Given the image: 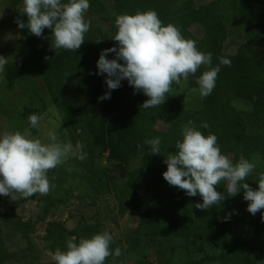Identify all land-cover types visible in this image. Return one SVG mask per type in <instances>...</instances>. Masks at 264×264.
<instances>
[{
    "label": "trees",
    "instance_id": "trees-1",
    "mask_svg": "<svg viewBox=\"0 0 264 264\" xmlns=\"http://www.w3.org/2000/svg\"><path fill=\"white\" fill-rule=\"evenodd\" d=\"M223 1L197 5V0H180L178 7L164 8L158 0H110L109 3L107 0H89L85 19L91 26L84 44L76 52L61 49L55 54L51 47V29H44L41 37L27 31L23 46L30 51L61 115L64 136L74 147L77 141L82 142L83 151L87 153L83 161L72 159L71 171L60 168L48 175L55 187L40 199L46 202L41 219L55 206L53 195L62 190L70 176L79 179L97 198L115 194L122 213L129 208L144 213L139 227L126 238L129 251L140 252L141 242L150 243L175 234L186 242H196L198 251L205 254L203 261L259 264L263 253L264 220L261 216L264 209L255 216L249 213V202L243 199V189L235 197L225 199L220 206L201 210L195 208V204L202 203L199 194L187 196L184 190L170 186L162 175L167 170L165 156L175 152L176 141L182 140L181 126L189 120L205 136L209 133L217 136L222 154L242 155L248 160L258 153L264 157V135L252 125L264 118V0H239L245 8V42L234 54L224 51L229 31L219 11ZM20 3L22 0H13V7ZM147 10H155L164 25H176L185 38L196 41L198 50L212 53V67L219 64L221 57L231 60L230 67L220 65L214 90L209 96L201 97L198 108H184L174 94L168 93L163 105L144 109L140 106L148 97L141 92L130 98L127 80L121 81L120 88L111 90L110 99H99L109 90L106 74H96L97 61L102 50L117 46L112 39L117 31L116 16ZM17 19L27 23V16L19 12ZM105 25H108V31H105ZM194 25L203 29L201 37L192 32ZM108 58L114 59L115 53H109ZM205 70L207 66H201L187 82L197 84ZM18 71V65L7 69L6 79L11 86ZM234 99L251 106L249 117L234 106ZM107 105L111 111L104 110ZM25 112L35 114L30 109ZM205 121L209 124L207 129L200 127ZM158 122L167 123V129H156ZM262 126L264 129V123ZM154 137H160L162 141L159 155H150V146L143 144L145 139ZM103 158L109 168L126 166L129 169L122 188L111 186L110 171L103 166ZM258 177V173H251L245 182L257 189ZM217 191L227 195L224 182L217 186ZM36 198L37 194L27 199ZM228 214H231L230 219L225 220ZM34 226L30 222H17L12 225V231L26 235L34 230ZM240 229L248 237L252 234L253 241L242 243V234L237 233ZM96 233L92 228L76 232L60 223H51L45 241L51 252L57 248L64 251L67 239L74 237L78 241ZM4 249L5 236L0 231V264L5 262ZM208 250L213 254L209 255ZM105 264H117L114 255L109 256ZM137 264L149 262L139 258Z\"/></svg>",
    "mask_w": 264,
    "mask_h": 264
},
{
    "label": "clouds",
    "instance_id": "clouds-1",
    "mask_svg": "<svg viewBox=\"0 0 264 264\" xmlns=\"http://www.w3.org/2000/svg\"><path fill=\"white\" fill-rule=\"evenodd\" d=\"M89 8V0H67L66 3L22 0L19 13L27 16V23L19 19L16 23L18 28H27L37 37L42 36L44 29H51V47L55 54L61 49L76 52L90 30V21L85 19ZM115 26L117 31L112 39L117 46L102 50L97 61L96 74H106L109 90L99 98L101 100L110 99L111 90L120 88L121 81L127 80L135 93L142 92L148 97L140 107H160L173 91V85L187 82L201 66H207V70L197 80L198 91L201 97H207L215 88L220 65L231 66L230 59L221 57L219 64L212 67L213 54L198 50L196 41L185 38L176 25H164L155 10L119 14ZM109 53H115V58L109 59ZM7 63L6 57L0 56V80L4 79L2 74ZM28 120L32 128H38L40 116L31 114ZM200 127L207 129L209 124L205 121ZM181 135L175 152L164 155L167 170L162 175L170 186L184 190L189 197L199 194L202 203L195 204V208L201 210L220 206L242 189L243 199L249 202V213L255 216L264 209V172L259 174L257 189L245 182L256 168L254 162L241 155L234 163L228 155L222 154L217 136L212 133L205 136L191 120L181 126ZM47 138L50 143L19 131L0 134V196L15 201L35 194L48 195L55 187L48 178L50 170L63 164L70 155L80 161L87 158L82 142L77 141L74 147L71 142L59 140L55 131L47 132ZM161 143L160 137L143 141L150 146V155L161 153ZM137 147L142 148V145ZM222 182L227 195L217 191ZM230 215L224 219H230ZM261 219L264 220V213ZM112 242L113 236L108 231L90 238L81 237L78 241L69 238L66 250L57 248L51 259L54 264H105L109 256L122 255L119 247L112 252Z\"/></svg>",
    "mask_w": 264,
    "mask_h": 264
},
{
    "label": "rangeland",
    "instance_id": "rangeland-1",
    "mask_svg": "<svg viewBox=\"0 0 264 264\" xmlns=\"http://www.w3.org/2000/svg\"><path fill=\"white\" fill-rule=\"evenodd\" d=\"M211 1L213 0H197V5ZM107 2L109 3L110 0ZM158 2L164 8H176L180 5V0H158ZM20 6L22 3L16 8L13 7V0H0V56H5L8 61L2 74L4 79L0 80V134L4 131H19L30 138L35 137L41 139L43 143H50L47 132L55 131L59 140L68 143L64 136L61 115L49 96L30 51L23 46L28 29H20L17 26L16 20ZM219 11L229 31L224 51L234 54L240 44L245 42L243 28L245 8L239 0H224ZM104 29L108 31V25H105ZM191 30L199 37L203 35V29L197 25H194ZM11 65L19 67L18 77L12 86L6 79L7 69ZM198 87L194 82L182 81L180 85L174 84L173 91L170 93L177 97L184 108L195 109L198 108L201 99ZM130 89V98H132L137 93L134 92L133 87L130 86ZM233 104L249 117L251 106L248 103L234 99ZM26 109L35 111V114L40 116L38 128L31 127L28 120L31 114L26 113ZM104 110L111 111V108L107 105ZM112 115H115L114 111ZM263 123L264 118L256 123L252 122L255 129L262 135H264ZM167 126L168 124L164 122H158L155 125L159 130H166ZM74 157L70 155L63 164L50 170L48 175L56 173L60 168L71 169V161ZM229 158L235 163L240 156L234 155ZM249 161L256 164L252 173L264 172V157L261 153L255 154ZM102 164L110 171L111 186L117 185L122 188L129 169L126 166L122 169L109 168L106 158L102 159ZM43 196L37 194L34 200L18 198L15 201H12L10 197L0 196V231L5 236L4 264H54L51 259L54 252L47 248L45 241L47 229L51 223H60L76 232H82L86 228H92L97 233L108 231L113 236V242L110 245L112 252L114 253L119 247L122 253L119 257L114 256L117 264H137L139 258H143L149 264H218L210 263L208 260L203 261L205 254L198 251L196 242H186L175 234L150 243L141 242L140 252L135 249L129 251L130 247L126 238L139 227L144 213L135 208H129L122 213L120 202L115 194L97 198L79 179L67 176L62 190L53 195L55 206L44 219H41L45 213L46 204L45 201L40 200ZM17 222H30L35 225L34 230L26 235L12 231V225ZM237 233L242 234V243L253 241L252 234L248 237L244 235L245 232L242 229ZM262 236L263 253L259 264H264V233ZM208 254L212 255L213 251L208 250ZM237 264L246 263L239 261Z\"/></svg>",
    "mask_w": 264,
    "mask_h": 264
}]
</instances>
